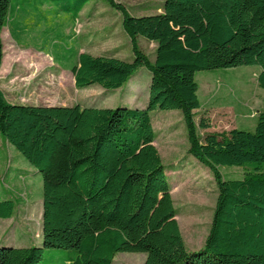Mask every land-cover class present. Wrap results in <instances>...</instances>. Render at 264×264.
<instances>
[{
    "label": "trees",
    "instance_id": "1",
    "mask_svg": "<svg viewBox=\"0 0 264 264\" xmlns=\"http://www.w3.org/2000/svg\"><path fill=\"white\" fill-rule=\"evenodd\" d=\"M0 0L2 31L30 0ZM48 4L56 28L72 46L56 42L55 60L69 68L78 90L125 87L141 68L151 73L146 109L93 104L32 106L10 103L0 90V138L43 183L42 245L0 247V264H40L46 249L67 251V264H112L118 253H145L144 264H264V112L255 131L199 135L202 103L196 73L259 66L264 90V0H164L157 14L132 16L114 0L134 59L79 53L66 33L94 0H37ZM28 19L15 23L20 40ZM155 43L152 62L138 38ZM64 43V42H63ZM179 110L188 154L210 169L218 190L202 250L189 252L177 221L150 112ZM221 167H245L226 180ZM18 174L21 172L16 170ZM16 200L0 198V218L12 219Z\"/></svg>",
    "mask_w": 264,
    "mask_h": 264
},
{
    "label": "rangeland",
    "instance_id": "2",
    "mask_svg": "<svg viewBox=\"0 0 264 264\" xmlns=\"http://www.w3.org/2000/svg\"><path fill=\"white\" fill-rule=\"evenodd\" d=\"M21 0H14L16 4ZM122 4L132 16L160 13L164 0H114ZM51 7H43L30 0L25 12H19L13 23L1 35L3 59L0 68L6 72L10 98L17 91L16 100L33 104H93L98 108L128 107L146 109L148 106L151 73L139 69L129 83L109 91L95 85L78 90L71 70L59 64L54 57L56 42L72 46L64 30L55 26ZM28 19L29 25L20 40L13 27ZM67 34L79 53L95 57H115L132 62L131 39L122 26L121 13L107 0H94L83 9ZM64 42V43H63ZM140 49L153 62L156 44L138 38ZM259 66H241L196 73L198 96L202 107L196 111L208 129L199 128V135L226 134L233 129L255 131L257 117L264 112V90L258 86ZM3 80V78H2ZM33 97V98H32ZM41 99V100H40ZM165 173L171 187V196L177 221L186 249H203L210 231L218 197L213 174L208 167L188 154L189 142L183 115L179 110L150 112ZM21 171L19 174L16 171ZM226 180H241L245 167H221ZM24 158L0 138V198L16 200L12 219L0 218V247L28 248L42 245L43 183L34 174ZM67 251L46 249L40 264H67ZM145 253H118L112 264H144Z\"/></svg>",
    "mask_w": 264,
    "mask_h": 264
},
{
    "label": "crops",
    "instance_id": "3",
    "mask_svg": "<svg viewBox=\"0 0 264 264\" xmlns=\"http://www.w3.org/2000/svg\"><path fill=\"white\" fill-rule=\"evenodd\" d=\"M5 77H6L5 69H4V67H1L0 68V90L3 92V94L6 97V99L12 104L32 105V106H63V105H57V104H33V103L19 102L18 100H16L17 97L19 96V93L17 91H15V93H13L14 94L13 97L10 98L9 95H10V92H12V91H9V89H8L9 87L7 86V83H6L7 81H5V79H4ZM2 78H3V80H2ZM34 174H36V176H37L36 172Z\"/></svg>",
    "mask_w": 264,
    "mask_h": 264
}]
</instances>
